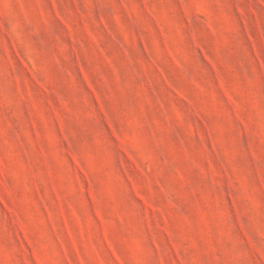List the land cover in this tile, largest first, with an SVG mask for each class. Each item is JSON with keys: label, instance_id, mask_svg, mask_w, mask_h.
<instances>
[{"label": "rangeland", "instance_id": "374dc122", "mask_svg": "<svg viewBox=\"0 0 264 264\" xmlns=\"http://www.w3.org/2000/svg\"><path fill=\"white\" fill-rule=\"evenodd\" d=\"M0 264H264V0H0Z\"/></svg>", "mask_w": 264, "mask_h": 264}]
</instances>
